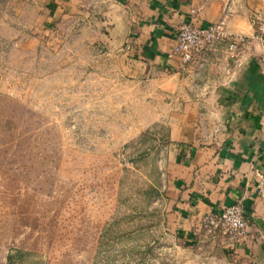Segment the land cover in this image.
<instances>
[{
	"label": "rangeland",
	"instance_id": "obj_1",
	"mask_svg": "<svg viewBox=\"0 0 264 264\" xmlns=\"http://www.w3.org/2000/svg\"><path fill=\"white\" fill-rule=\"evenodd\" d=\"M92 14L0 0V264H213L177 233L166 126L134 135Z\"/></svg>",
	"mask_w": 264,
	"mask_h": 264
},
{
	"label": "crops",
	"instance_id": "obj_2",
	"mask_svg": "<svg viewBox=\"0 0 264 264\" xmlns=\"http://www.w3.org/2000/svg\"><path fill=\"white\" fill-rule=\"evenodd\" d=\"M53 6L58 14H98L88 29L109 49L103 74L114 77L116 91L129 84L138 101L134 135L166 126L167 192L178 235L207 237L203 218L237 202L247 234L207 237L201 248L213 264H264V68L254 38L264 0H53ZM182 22H222L247 43L232 52L226 41L213 42L182 64L168 56Z\"/></svg>",
	"mask_w": 264,
	"mask_h": 264
},
{
	"label": "built area",
	"instance_id": "obj_3",
	"mask_svg": "<svg viewBox=\"0 0 264 264\" xmlns=\"http://www.w3.org/2000/svg\"><path fill=\"white\" fill-rule=\"evenodd\" d=\"M254 38L259 44L258 62L264 68V16L255 20ZM217 41H226L228 49L236 52L246 45L244 35L230 34L222 22L202 27L194 22H182L176 34L175 44L168 56H175L182 64L189 63L206 45ZM201 227L207 237L239 239L247 234L248 223L239 203L224 207L217 214H209L201 221Z\"/></svg>",
	"mask_w": 264,
	"mask_h": 264
}]
</instances>
